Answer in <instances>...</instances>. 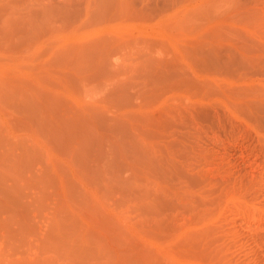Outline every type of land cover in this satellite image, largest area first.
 Masks as SVG:
<instances>
[{
    "label": "rangeland",
    "instance_id": "1",
    "mask_svg": "<svg viewBox=\"0 0 264 264\" xmlns=\"http://www.w3.org/2000/svg\"><path fill=\"white\" fill-rule=\"evenodd\" d=\"M0 264H264V0H0Z\"/></svg>",
    "mask_w": 264,
    "mask_h": 264
},
{
    "label": "bare ground",
    "instance_id": "2",
    "mask_svg": "<svg viewBox=\"0 0 264 264\" xmlns=\"http://www.w3.org/2000/svg\"><path fill=\"white\" fill-rule=\"evenodd\" d=\"M251 172V171H250ZM253 173V172H252ZM253 175V174H252ZM58 242H61V239L58 240ZM58 244H61V243H58Z\"/></svg>",
    "mask_w": 264,
    "mask_h": 264
}]
</instances>
